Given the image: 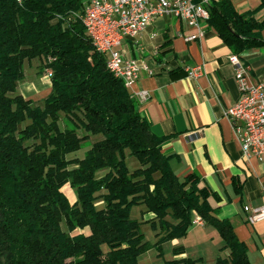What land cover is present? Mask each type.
Wrapping results in <instances>:
<instances>
[{
	"label": "trees",
	"instance_id": "1",
	"mask_svg": "<svg viewBox=\"0 0 264 264\" xmlns=\"http://www.w3.org/2000/svg\"><path fill=\"white\" fill-rule=\"evenodd\" d=\"M205 1L207 28L233 54L264 45V0L245 13L231 0ZM84 9V0H0V264H138L150 245L130 218L134 205L150 214L158 249L184 238L198 216L228 251L211 264H250L231 224L217 218V196L197 175L174 174L161 149L168 137L150 130L106 69ZM35 59L51 71L42 108L17 93ZM89 135L100 139L82 159L70 157ZM182 250L163 264L197 262Z\"/></svg>",
	"mask_w": 264,
	"mask_h": 264
},
{
	"label": "crops",
	"instance_id": "2",
	"mask_svg": "<svg viewBox=\"0 0 264 264\" xmlns=\"http://www.w3.org/2000/svg\"><path fill=\"white\" fill-rule=\"evenodd\" d=\"M231 1L239 13L253 9L249 0ZM201 29V39L185 42L184 37L196 34L197 29L179 19L159 16L135 37L124 39L119 47L122 56L146 64L153 72H142L126 88L127 93L150 130L158 137H168L161 149L172 156L170 167L178 179L197 175L217 196L211 199V205L219 208L217 218L228 221L236 238L246 245L249 263L264 264V220L252 225L246 221L252 209L264 206V157L261 161L245 158L240 151L225 116L238 99L234 68L228 61L233 53L206 22ZM242 58L251 83L264 84V45L245 51ZM195 66L202 67V76L188 79L185 70ZM47 80L44 89L50 87ZM140 92L148 94L146 101L140 100ZM195 227L217 241L218 252L211 263L227 256L212 226L192 225L189 232Z\"/></svg>",
	"mask_w": 264,
	"mask_h": 264
},
{
	"label": "built area",
	"instance_id": "3",
	"mask_svg": "<svg viewBox=\"0 0 264 264\" xmlns=\"http://www.w3.org/2000/svg\"><path fill=\"white\" fill-rule=\"evenodd\" d=\"M205 4V0H86L84 19L91 30L92 44L103 49L118 79L127 88L142 72L149 75L153 72L144 63L124 58L119 50L121 42L141 33L159 16L176 18L196 28V34L184 37L185 42L199 40L204 35L201 23L209 18ZM228 61L234 68L238 99L225 111V116L231 122L242 155L261 161L264 157V84L251 83L249 67L242 57L231 54ZM185 72L191 80L203 74L201 66ZM46 75L50 78L51 71H46ZM139 98L144 102L148 94L140 92ZM261 220H264V206L252 209L246 216L251 225ZM192 224L203 225V222L196 218Z\"/></svg>",
	"mask_w": 264,
	"mask_h": 264
},
{
	"label": "rangeland",
	"instance_id": "4",
	"mask_svg": "<svg viewBox=\"0 0 264 264\" xmlns=\"http://www.w3.org/2000/svg\"><path fill=\"white\" fill-rule=\"evenodd\" d=\"M252 3L253 9L257 8L259 1L249 0ZM255 7V8H254ZM264 16V10L258 13V17ZM40 66L38 59L32 60L24 66V78L17 85V93L23 95L26 99L33 102L34 106L43 107L50 87L42 88L48 85L46 72ZM34 67V68H33ZM34 69L32 72L30 70ZM43 85V86H41ZM29 87V88H28ZM25 89V92H21ZM27 89V90H26ZM23 93V94H22ZM60 127H63L62 122H59ZM100 139V136L89 135L88 138L81 142L80 149L71 154L70 157L82 159L91 145ZM127 164L131 169L136 168L137 162L134 158H129ZM64 194L71 200H74L72 190L67 186L63 189ZM130 218L142 222L140 225L141 233L144 241L150 245L147 251L142 253L138 258V264H163L164 261L176 258L174 255V248L181 247L184 255L192 260H196L195 264H210L212 259L218 252L217 241H212L211 236H208L199 228L188 231L184 239L171 240L163 243L158 249L155 246L157 231L150 227L146 222L150 218V214L144 213V208L140 205H134L130 210Z\"/></svg>",
	"mask_w": 264,
	"mask_h": 264
},
{
	"label": "bare ground",
	"instance_id": "5",
	"mask_svg": "<svg viewBox=\"0 0 264 264\" xmlns=\"http://www.w3.org/2000/svg\"><path fill=\"white\" fill-rule=\"evenodd\" d=\"M85 16H86V8L84 9V17H83V25H84V28H85V31H86V33H87V35L89 36V37H91V30H90V27H89V25H88V22L84 19L85 18ZM93 45V47H94V49H95V51L96 52H98V53H100V54H102V55H104L105 57H106V55L104 54V51H103V49L100 47V46H98L97 44H92ZM106 69L115 77V78H117L118 79V76L115 74V71L113 70V68H112V66H111V64H110V61H109V59L106 57ZM121 80V79H120Z\"/></svg>",
	"mask_w": 264,
	"mask_h": 264
}]
</instances>
